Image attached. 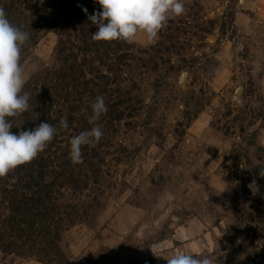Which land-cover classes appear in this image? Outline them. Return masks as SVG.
<instances>
[{
  "label": "rangeland",
  "instance_id": "1",
  "mask_svg": "<svg viewBox=\"0 0 264 264\" xmlns=\"http://www.w3.org/2000/svg\"><path fill=\"white\" fill-rule=\"evenodd\" d=\"M185 8L153 44L143 33L127 43L137 60L128 61L126 74L142 110L126 119L136 122L131 127L121 125L126 155L117 146L106 157L110 182L96 224L64 234L72 264H167L152 249L207 255L233 236L232 152L243 138L225 127L237 119V134L243 126L264 145V0H185ZM57 44L52 31L39 33L22 62L26 83L52 66ZM184 112L197 118L183 119ZM253 161L239 170L250 172ZM237 184L238 192L249 190ZM245 237L242 231L238 242ZM0 264L42 263L0 254Z\"/></svg>",
  "mask_w": 264,
  "mask_h": 264
},
{
  "label": "trees",
  "instance_id": "2",
  "mask_svg": "<svg viewBox=\"0 0 264 264\" xmlns=\"http://www.w3.org/2000/svg\"><path fill=\"white\" fill-rule=\"evenodd\" d=\"M0 7L13 25L29 33L21 63L41 31L47 29L58 37L52 66L24 85L23 91L31 94L29 110L8 118L12 132H18L16 126L30 129L40 122L50 123L57 132L36 158L0 178V254L32 258L42 264H72L64 234L78 224H96L110 182L106 157L117 146L126 155L127 148L119 143L121 125L131 127L136 122L126 119L141 114L142 101L131 96L138 87L126 74L131 70L128 61L137 58L127 42L91 39L97 29L88 16L100 10L95 0H0ZM97 96L104 97L108 108L98 121L103 137L94 146H84L83 163L73 165L70 138L92 127L88 117ZM251 115L252 119L262 116ZM61 118L67 119V129L60 127ZM192 118L197 116L183 113V119ZM241 119L246 121V117ZM236 124L237 119L225 127V131L233 129L239 140L243 138L232 152L237 168L232 176V198L238 201L233 214L236 226L230 232L233 236L224 238L221 249L207 255L217 257L218 264H264V238L259 236L264 233V209L250 190L237 191V183L250 184L248 178L253 174L258 176V184H264L259 176L264 171V145L253 142L257 132L245 134L243 126L237 134ZM253 159L256 165L250 172L239 170L240 165L252 166ZM242 231L247 237L238 242ZM258 257L261 262L256 261Z\"/></svg>",
  "mask_w": 264,
  "mask_h": 264
},
{
  "label": "clouds",
  "instance_id": "3",
  "mask_svg": "<svg viewBox=\"0 0 264 264\" xmlns=\"http://www.w3.org/2000/svg\"><path fill=\"white\" fill-rule=\"evenodd\" d=\"M100 10L88 16L96 31L91 39L95 42L124 41L133 43L137 34L143 33L148 45L153 44L169 20L185 14V0H95ZM87 14V8L82 9ZM30 39L29 33L13 25L5 10L0 7V178L7 176L18 166L24 165L41 152L56 135L57 129L48 122L36 127L12 132L13 124L8 118L23 115L30 108L31 94L23 91L26 83L25 68L21 63L23 46ZM88 122L92 127L70 138L69 158L73 165L83 163L82 148L98 144L103 131L98 121L108 108L103 96H97L90 105ZM60 127L68 128L66 118H61ZM264 178V171L259 172ZM253 195L260 186L253 179L248 185ZM163 257L167 264H218L217 257L194 255L177 250Z\"/></svg>",
  "mask_w": 264,
  "mask_h": 264
},
{
  "label": "water",
  "instance_id": "4",
  "mask_svg": "<svg viewBox=\"0 0 264 264\" xmlns=\"http://www.w3.org/2000/svg\"><path fill=\"white\" fill-rule=\"evenodd\" d=\"M237 42L239 43V40L237 39Z\"/></svg>",
  "mask_w": 264,
  "mask_h": 264
}]
</instances>
